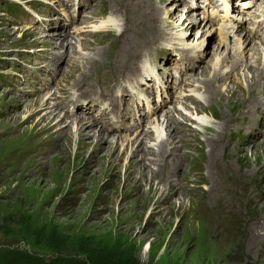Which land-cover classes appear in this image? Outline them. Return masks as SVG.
I'll return each mask as SVG.
<instances>
[{
    "label": "rangeland",
    "instance_id": "1",
    "mask_svg": "<svg viewBox=\"0 0 264 264\" xmlns=\"http://www.w3.org/2000/svg\"><path fill=\"white\" fill-rule=\"evenodd\" d=\"M113 1L111 5V0H99L97 10L91 14L93 19L86 18L87 21L92 19L87 30L96 32L100 29V20L106 19L110 29L118 32L122 28L123 15L125 19L135 20L143 33L133 32L129 21L127 30L131 29L120 41L116 39L111 48L103 49L101 56L90 49L97 40L92 36L90 40L93 42L88 45L84 41L74 46L79 55L70 64L75 48L71 52L68 43L53 39L47 42L48 34L42 28L27 26L20 15L8 14L5 8L13 4L18 7V12H31L37 23L46 25L48 20L40 21L39 15L45 8L51 16L49 4L53 2L0 0V264H35L40 260V264H90L85 253L105 264H264V85L247 88L252 79L261 76L259 72L254 73V68L260 64L254 65L250 72V66L245 67L248 66L247 60L240 62L237 71L226 74L217 79L215 85L206 88L205 81L213 79L212 67L216 57L223 59L227 56L225 49L217 50L214 46V30L210 31V39L204 40L206 54L188 88L194 91L191 93L193 100L176 109L180 116L176 112L173 114L181 117L180 125L185 124V128L176 130L178 135H186L184 140L176 142L182 148L177 151V160L182 159L183 166L176 168L173 162L163 166L166 170L174 168L172 182L182 190L166 197V185L151 177L152 170H158V163L157 166L150 163L154 159L151 155L148 160L139 159L144 151L133 154L127 144H124V151L120 142L116 152L108 153L107 148L119 136L139 141L137 145L141 148L144 133L151 136L152 122L138 139V136L134 137L136 133L113 135L104 131L108 140L97 149L93 142L96 134L93 133L99 131L87 127L91 139L86 140L89 144L84 154L78 152L77 136L73 133L74 141L67 142L70 148L65 149L64 157L53 155L45 169L38 167L42 160L39 158L41 150L63 144L74 128L72 124L68 126L67 134H56L51 140L56 141L55 144L45 142L46 134H51L55 125L54 121L42 119L39 100L48 101L49 107H53L51 111L64 118L54 107L57 96L50 103L44 94H30L32 73L39 66L46 69L41 65L46 50L56 46L61 49L60 53L68 56L57 65V70L59 67L62 70L56 80L57 86L71 93L78 80L86 75L91 86H104L118 79L109 76L111 72L102 65L105 51H128L131 45L129 36L136 34L142 41L141 48L155 46L143 49L142 65L144 57L156 56L161 47L171 42L172 36L184 34H181V27L164 25L166 37L157 45L158 41H151L145 25L150 24L153 34L160 36L157 24L160 19L175 20L177 26L185 23L187 26L192 19V15H184L185 11L175 0H154V6L134 3L130 7L129 1L123 0L120 7L117 6L118 0ZM142 1L153 3V0ZM134 7L137 11L133 14ZM112 8L118 14H114ZM106 15L110 18L107 19ZM173 16L174 20L170 19ZM147 18L150 21L142 25ZM198 30V26L194 27L190 38L197 36ZM98 36L96 46L110 37L108 34ZM103 46L107 47L108 43ZM250 46L245 50L248 59L252 54ZM262 47L264 49V45ZM129 53L130 50L126 56ZM35 54L40 57H34ZM163 54L172 53H161L160 56ZM141 55L138 49L130 60L137 63ZM54 56L51 61L56 63L58 57ZM94 59L101 63L88 71L86 61ZM109 62L113 67L115 60ZM50 66L53 64H48V68ZM235 73L238 82L233 78ZM198 97L201 102L195 103ZM211 97L214 100L208 103ZM254 99L261 106H256L253 114L247 116L245 114L250 111ZM240 115L247 116V126L239 132L242 134L231 135L229 127L237 128L233 120L241 119ZM46 126L45 133L42 128ZM225 134L228 142L221 141ZM213 136L215 144L224 148L223 156L219 158L216 156L220 149L215 148L214 155L209 150ZM164 140L167 142L166 135ZM168 142L172 143L170 137ZM173 146L171 144L168 150ZM158 157L159 161L163 158L161 154ZM135 159L140 161L136 160L135 169H131L129 162ZM23 174L26 178L21 177ZM162 192L165 194L163 198Z\"/></svg>",
    "mask_w": 264,
    "mask_h": 264
},
{
    "label": "bare ground",
    "instance_id": "2",
    "mask_svg": "<svg viewBox=\"0 0 264 264\" xmlns=\"http://www.w3.org/2000/svg\"><path fill=\"white\" fill-rule=\"evenodd\" d=\"M126 1H130V0H126ZM116 2H118V7H120V3H123V0H118V1H116ZM149 4H151V5H153L154 6V0H153V3H151V1L149 2ZM127 11V10H126ZM137 11V8L136 7H134L133 8V14L135 13ZM146 12H148V11H146ZM145 13V12H144ZM144 13H142V14H144ZM155 13V12H154ZM141 14V15H142ZM187 14H189V15H191V12H185V14L184 15H187ZM152 15H153V13H152ZM156 15H157V13H156ZM158 16V15H157ZM167 17H169V15L167 16ZM87 18V17H86ZM187 18H188V16H187ZM55 19H57V18H55ZM170 19H172V20H174V16H173V18L171 17ZM52 21L53 20H49V23L47 24V25H44L43 27H42V31H46L47 29H50L51 28V23H52ZM86 21H87V19H86ZM89 21V20H88ZM148 21H150V18H147V19H145V20H143L141 23H142V25H144V23L145 22H148ZM175 21V20H174ZM174 21H170V20H167V21H165V20H163V19H160V23H157L158 25H159V29H160V36H158V34L157 35H154L153 34V32H152V30H151V27H150V24H148V25H145V29H146V31H148V33L150 34L149 35V37H150V39H151V41L152 42H154V41H158V43H157V45L159 44V39H165V32H164V25H167V27H169V28H177V27H181V28H183V31L181 32V33H183V32H187L188 33V35H192V30L194 29V27H196V24H194L193 22H191V24L189 23L187 26H186V23L185 24H181V25H179V26H177V25H175V22ZM30 23H31V21H29V22H27V26H30ZM53 24V23H52ZM35 25H37V24H35ZM54 25V24H53ZM130 25V23H129V20H126L125 21V24H124V27H123V29H122V32L120 33V34H118V35H115V32L114 31H112V30H104V31H99L98 32V34H108L110 37H108V38H106V40H112L113 41V43H116V39H118V41H120L119 39L120 38H122V36L123 35H125L126 34V32H128L131 28H129V30H127V27ZM56 26L58 27V35L60 36L59 38L58 37H56L57 35H55L54 37H53V34H51L52 32L50 31L49 33H47L46 32V34H48V37L46 38L47 39V42H50L49 40H51V39H53L54 41H60L61 42V40L60 39H63V37L61 36V34H60V32H59V30L61 29V27H60V23H56ZM106 26V21H104V20H102L101 22H100V27L99 28H101V27H105ZM54 30H55V28H54ZM211 30H209L207 27L206 28H199V30L196 32L197 33V36H199L200 35V37L201 38H203V40H201V39H199L198 40V44L199 45H202V43H203V41L204 40H207V39H210V35L212 34L211 32H210ZM45 33V32H44ZM195 33V32H194ZM40 34V33H39ZM41 35V34H40ZM167 35V34H166ZM215 35V34H214ZM49 36H51V38L49 37ZM121 36V37H120ZM43 37V36H42ZM120 37V38H119ZM127 37V36H126ZM131 37V45H130V48L128 49V51H126V49H125V51L124 50H120V52L119 53H117V52H112V51H105V53L102 55V57H103V61H102V65L103 66H105L110 72H111V74L109 75V76H111V77H118V76H121V75H124V73L126 72V71H128V70H132L134 67H135V65H136V62H134V61H131L130 60V58L133 56V54H135L136 53V51L139 49V53H141L142 52V54H143V49L144 48H146V47H144V48H141L142 47V41L140 40V38L138 37V35H136V34H133V36H129V38ZM194 37V36H193ZM199 37V38H200ZM201 40V41H200ZM123 42V41H122ZM128 42V41H127ZM68 43H70V42H68ZM103 43H104V41H103ZM103 43L102 44H100V45H98L99 46V48H98V50L96 51L98 54H100L101 52H102V50L103 49H107V48H105V47H103L102 45H103ZM125 43V42H124ZM32 44V43H31ZM65 44H66V42H65ZM121 44H123V43H121ZM214 45H215V43H213ZM250 44L251 45H253L251 42H249V41H245V42H240L239 43V45H238V47H237V49H238V53H233V54H229L228 52H227V49L226 48H224V47H222V46H216L217 47V50H223V49H225L224 51L225 52H227V56H225L223 59H222V57L220 58H217L216 57V63H215V65H213L214 67H212V70H213V79L212 80H209V81H205V85H206V88L207 87H210L211 86V84H213V85H215L216 84V80L217 79H220V78H223L226 74H228V73H231L232 71H237V67H238V64L240 63V62H243V61H246L247 60V62H246V64H248V66H246L245 65V67H249L250 66V69L248 68V70L250 71V72H252V68H254V65H256V64H260V66L259 67H255L254 69L256 70L254 73H257V72H259L258 74H260L261 73V76L257 79V78H255V79H252V81H250L249 82V85L247 86V88H251V89H253L254 87H261V85H264V71L262 70V66L264 65V49H262L263 47V45H257V46H259L258 48H256L255 46H250ZM55 45V44H54ZM127 45H129V43L127 44ZM246 46L245 48H243V46ZM124 46V45H123ZM172 46H175V45H172ZM248 46H250V47H252L251 49H249V52L250 53H252L250 56H249V58L250 59H248L247 57V55H246V52H245V50H246V48H248ZM56 47V46H55ZM66 47V46H65ZM129 47V46H128ZM147 47H150V46H147ZM151 47H153V46H151ZM67 48V47H66ZM73 48H75V47H71V48H69V49H71L70 51L72 52V49ZM123 48V47H122ZM126 48V47H125ZM60 49V48H59ZM86 48H84L83 50H85ZM54 50H56V49H54ZM75 50H76V53H71V55L72 56H70L71 57V60H72V62H69L70 64H72L73 62H75V55L76 54H79V51H78V49L77 48H75ZM92 50H94V49H92ZM129 50H130V53L126 56V54L129 52ZM141 50V51H140ZM206 48H205V50H204V52H203V54H202V56L201 57H198V58H200L201 59V63L203 62V59H204V56H205V54H206ZM58 54H60V55H57V57L59 58V62L60 63H63V61H64V54H62V53H59V52H57ZM126 56V57H125ZM218 56V55H217ZM52 57H55L54 55L52 56ZM87 57V56H86ZM142 57V55L138 58V60H140V58ZM43 58V57H42ZM57 58V59H58ZM195 58H197V57H195ZM110 59H112V60H115V63H114V66L112 67V64H110ZM123 59H125V62H123ZM222 59V60H221ZM132 60H133V58H132ZM54 61V60H53ZM114 62V61H113ZM51 63L53 64V66H55L56 65V63H54V62H52L51 61ZM99 63H101V62H99V61H97V60H95L94 61V64H92V65H90V69L92 68V67H94L95 65H97V64H99ZM117 64V65H116ZM44 67H46V69H48V64H45V65H43ZM71 67V66H70ZM78 68V70H80V67L78 66L77 67ZM258 70V71H257ZM263 71V72H262ZM107 72V71H106ZM68 73V72H67ZM84 73V72H83ZM64 74H65V72H64ZM84 75V74H83ZM233 78H235V81L236 82H238V81H240L239 80V78H238V74L237 73H235V75H234V77ZM85 79H87V77H84L82 80H85ZM122 79H123V76H122ZM242 79V78H241ZM79 81V80H78ZM79 84V83H78ZM90 84V83H89ZM245 84H247V82H245ZM203 85V84H202ZM58 87H60V86H58ZM204 90H205V88H204ZM191 93H193L194 91L193 90H189ZM208 91H211L210 89H208ZM212 91H213V89H212ZM219 94V93H218ZM57 96V95H56ZM219 96V98H220V95H218ZM261 96V95H260ZM58 97V96H57ZM217 97V96H216ZM24 98V97H23ZM213 97H211L210 99H208V103H209V101L210 100H214V99H212ZM259 98V97H258ZM261 98V97H260ZM192 99V98H191ZM200 97H198V98H196L194 101H195V103H198V102H201L200 101ZM205 99V98H204ZM46 100V99H45ZM48 100H50V99H48ZM216 101H217V99H215ZM255 101L251 104L252 106H251V108H250V111L247 113L246 112V114L245 115H247V116H250V115H252L253 114V112L255 111V108H256V106L257 107H259V106H261L260 104H259V102L257 101V99H254ZM39 103H40V105H39V107L38 108H41V110L39 111V112H42V119L43 118H45V119H48V120H50V121H54V123H53V126L54 127H52V131H51V134H46V136H47V140L45 141V142H48V141H51V140H53L54 139V136L56 135V134H67L68 132V130H67V128H68V126H72V124H73V126H74V128H73V132H72V134H70V135H68L67 136V139L65 140V142H63V144H61V145H58L57 147H55V148H52V149H50V150H41V152H40V159L42 158V160L41 161H39V165H38V167H40V168H42V169H45V167L47 166V164H48V160L50 159V157H52L53 155L54 156H60V157H64L63 156V153H65V149L67 148V151L69 150V148H70V146H69V144L68 143H71V141H74V140H72V139H74V137H73V133H74V135H76L77 137H76V141L77 142H75L76 144H78V152L80 153V154H84V149L85 148H87L86 146L89 144L86 140H88V139H91V137H90V134L88 133V130L87 129H89V128H87V127H95V125H93L92 126V124H86V122H82L81 120H79V121H73V122H70V123H68V122H65L64 121V118H60V117H57V115L56 114H54L51 110H53V107H49V105L47 104L48 103V101L47 102H44L43 101V99H40L39 100ZM44 103V104H43ZM37 104H38V101H37ZM43 104V105H42ZM51 105V104H50ZM47 107V109L45 110L44 108H46ZM54 107L56 108V106L54 105ZM57 110V109H56ZM34 111H36V110H34ZM46 111V112H45ZM196 111V113H197V117H199V111L196 109L195 110ZM36 112H38V111H36ZM45 112V113H44ZM177 114H178V110H176L175 111ZM255 114V113H254ZM34 115V114H33ZM41 115L39 116V117H41ZM173 115V114H172ZM172 115H170L169 117H167L166 118V121L164 122V123H161L159 120H153V122H152V125H151V136H148V135H145V133H144V137H143V145H142V147L140 148L139 147V145H137V143L139 142H137V140L136 141H132V140H130L129 138H128V140H127V136H119L118 137V140H116V142H114V143H112L110 146L111 147H108L107 149H108V153L109 154H113L114 152H116L117 150H118V147H119V144H120V142H121V144H120V146H121V149L122 150H124L123 149V147H124V144H127V146H129V147H131V150L132 151H134L133 152V154H135L136 152H140V151H144V154H142V156H140L139 157V159L141 160V161H143V160H148L149 158H147V157H149L150 155L154 158V159H151L152 161H150V163H154V165L155 166H157V164L156 163H158V165H159V168H158V170H152V180H155V181H157L158 180V182H159V184H161V183H164V185H166L165 186V188H166V192H165V194L167 193L168 195H166V197H170V196H172V195H174V194H176V192L177 191H180V190H182L181 188H180V186L179 185H175L173 182H172V179H174L175 178V176L173 175V172H174V168L173 169H170V170H166V167H164L165 165H167V163H170V162H173V164H174V166L177 168V167H182L183 165V163H182V159L181 160H177V155H178V153H177V151L179 150V149H182L181 147H180V145H178L176 142L177 141H182V140H184V138H185V136L186 135H182V134H177L176 133V130L178 129V128H180L181 130L183 129V128H185L184 126H185V124L184 123H181V125H180V120H181V117H179V118H177V117H175L174 115L172 116ZM179 115V114H178ZM180 116V115H179ZM247 116L244 118V116H242V115H240V118L241 119H234L233 121L235 122V127H237V128H234V129H231V127H229L230 129H229V132H230V134L231 135H234V136H237L238 134H242V133H239L240 131H242L247 125H246V120H247ZM41 119V120H42ZM196 120V119H195ZM241 120H243L242 122L244 123L245 122V125H243V123L241 122ZM232 121V122H233ZM231 122V121H230ZM42 123V122H41ZM178 123V125L176 126V124ZM42 125V124H41ZM249 125V124H248ZM70 126V127H71ZM239 126V127H238ZM250 126V125H249ZM69 127V128H70ZM166 127V128H165ZM48 128V126H46V127H43L42 128V130H44V132H45V130ZM254 129H255V127H254ZM252 130V129H251ZM250 130V131H251ZM41 131V130H40ZM101 131V132H100ZM228 131V130H227ZM104 131H102V130H99V132H94L93 134H96V136L93 138V142H94V144H95V149H97V147L98 146H102V143H104V142H106L108 139H107V136H105L106 134L105 133H103ZM221 132V134H222V132L223 131H220ZM226 132V131H225ZM228 132V133H229ZM39 133V132H38ZM46 133V132H45ZM136 134L134 135V137H136V136H138L137 137V139L140 137V136H142V131H137V132H135ZM179 133V132H178ZM238 133V134H237ZM220 134V135H221ZM167 136V142H165V140H164V136ZM219 135V136H220ZM38 137V136H37ZM168 137H170L171 139H172V143L171 144H173L174 146H173V148L172 149H170V150H168V147L171 145L170 144V142H168ZM39 139V138H38ZM215 137L213 136V137H211V144H210V149L209 150H211L212 152V155H214L215 154V148L216 149H220L219 148V146H217L216 144H215ZM222 140H225L226 142H228L227 141V135L225 134V137H222L221 138V141ZM68 142V143H67ZM129 142V143H128ZM178 142V143H179ZM186 142V141H185ZM233 142H234V139H233ZM55 143H57L56 141H54V143H53V141H51L49 144H55ZM131 143V144H130ZM151 143H153V144H151ZM187 143H188V141H187ZM134 144V145H133ZM142 144V143H141ZM236 145H238V144H236ZM235 145V146H236ZM134 146L136 147V148H134ZM43 147V146H42ZM48 149V148H47ZM63 150V151H62ZM59 151H61V152H59ZM125 151V150H124ZM136 151V152H135ZM222 151H224V148L221 146V149L219 150V152H220V154H217L218 156H216V157H221V156H223L222 155ZM236 151H238V149H236ZM57 152H59V153H57ZM121 152V151H120ZM164 152V153H163ZM55 153H57V154H55ZM122 154H123V152H121ZM149 154V155H148ZM159 154H161V157H163L160 161L159 160H157V159H159ZM240 154V153H239ZM39 155V154H38ZM132 157H135L134 155H132ZM151 157V158H152ZM187 157L190 159V156H189V154L187 155ZM166 158H167V160H166ZM116 160L118 159V156L115 158ZM120 159V158H119ZM136 160L138 161V159H135V161H131L130 160V162H129V166H130V168L132 169H135V166L137 165V163L140 161H138V162H136ZM114 161V160H113ZM117 162V161H116ZM114 163V162H113ZM89 164V163H88ZM164 165V166H163ZM154 166V167H155ZM157 168V167H156ZM152 169V168H151ZM132 171V170H131ZM172 171V176H170V172ZM21 176V175H20ZM21 177H24V178H26V176H25V174H23ZM192 178V177H191ZM198 180V179H197ZM19 181H20V179H19ZM209 181V180H208ZM158 184V185H159ZM160 186V185H159ZM217 187V186H216ZM161 189V188H160ZM215 189V188H214ZM160 191V190H159ZM163 193V192H162ZM165 194L163 193V194H161V197L163 198L164 196H165ZM158 197V196H157Z\"/></svg>",
    "mask_w": 264,
    "mask_h": 264
},
{
    "label": "trees",
    "instance_id": "3",
    "mask_svg": "<svg viewBox=\"0 0 264 264\" xmlns=\"http://www.w3.org/2000/svg\"><path fill=\"white\" fill-rule=\"evenodd\" d=\"M85 255L87 256V260L90 264H105L102 263L101 261H99V259H94L92 257L89 256V254L85 253ZM41 260L39 262H35V264H40Z\"/></svg>",
    "mask_w": 264,
    "mask_h": 264
}]
</instances>
